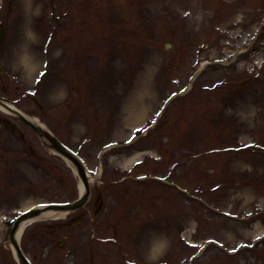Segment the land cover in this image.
<instances>
[{
  "label": "rangeland",
  "instance_id": "rangeland-1",
  "mask_svg": "<svg viewBox=\"0 0 264 264\" xmlns=\"http://www.w3.org/2000/svg\"><path fill=\"white\" fill-rule=\"evenodd\" d=\"M1 28L0 99L93 179L80 226L25 230L31 264H264V0H0ZM16 125L0 124V264L25 207L79 195Z\"/></svg>",
  "mask_w": 264,
  "mask_h": 264
},
{
  "label": "water",
  "instance_id": "water-1",
  "mask_svg": "<svg viewBox=\"0 0 264 264\" xmlns=\"http://www.w3.org/2000/svg\"><path fill=\"white\" fill-rule=\"evenodd\" d=\"M21 120L25 124H27L28 126H30L33 130H35V132L39 136H43V135L46 136L48 138V140L51 142V147L53 149H55L59 154H61L65 158H67L70 162H72V164L76 167V169H77L80 177L83 179V182H84L85 187H86V190H87L88 187H87V185L85 183V179H84V177H85L84 167L78 161V159L76 157H74L71 152H69L68 150H66V148L64 146H62L61 144H59L55 139H53L49 135L41 132L38 128H36L32 124H30L29 122H27L26 120H24L23 118H21ZM85 201H86V196H84L82 199L76 201L75 203H73L71 205H64V206L53 205V206H50V208H54V209H61L62 208V209L74 210V209H77V208L83 206L85 204ZM35 214H36V212H30V213H27L26 215H24L22 218L29 217V216H33ZM13 233H14V230L10 234V240L14 244L15 248L17 249V253L19 254L18 248H17V246H16V244H15V242L13 240Z\"/></svg>",
  "mask_w": 264,
  "mask_h": 264
},
{
  "label": "bare ground",
  "instance_id": "bare-ground-1",
  "mask_svg": "<svg viewBox=\"0 0 264 264\" xmlns=\"http://www.w3.org/2000/svg\"><path fill=\"white\" fill-rule=\"evenodd\" d=\"M28 63L29 62H27V64ZM29 65H31V64H29ZM136 157H138V154L135 157H132L131 160L134 159V158H136ZM85 178H86L87 182H89V183H91L92 180H93L92 179V176L89 174V172L87 173V177H85ZM78 188H79V194L82 193L84 187H83L82 181H80V180H79V186H78ZM41 206L42 205L38 206L40 208V210H41L40 211L41 213L38 216H36L33 219H29V220L23 222L22 224H20V228H19V231L17 233V236L18 237H19L21 231L24 229V227L32 224L35 220L36 221L54 220V219H60L61 217L64 216V214L58 213L56 209H50V208H43L42 209ZM31 207H33V206L25 207V209H23V211L24 210H27V209H29ZM13 255H14V252H13Z\"/></svg>",
  "mask_w": 264,
  "mask_h": 264
},
{
  "label": "snow or ice",
  "instance_id": "snow-or-ice-1",
  "mask_svg": "<svg viewBox=\"0 0 264 264\" xmlns=\"http://www.w3.org/2000/svg\"><path fill=\"white\" fill-rule=\"evenodd\" d=\"M235 250H237V249H233V251H235Z\"/></svg>",
  "mask_w": 264,
  "mask_h": 264
}]
</instances>
